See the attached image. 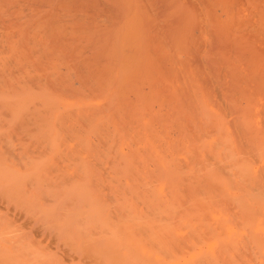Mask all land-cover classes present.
I'll use <instances>...</instances> for the list:
<instances>
[{
    "label": "bare ground",
    "instance_id": "1",
    "mask_svg": "<svg viewBox=\"0 0 264 264\" xmlns=\"http://www.w3.org/2000/svg\"><path fill=\"white\" fill-rule=\"evenodd\" d=\"M3 88L7 90L4 92ZM3 92L0 123H11L12 126L0 135V138L6 139V143L1 139L4 145L0 140L3 145V148L0 145V188L7 180L12 179V184L13 180L19 183L21 175L17 168L16 171L1 158V154L4 155L2 149H8L7 153L16 161L23 157L21 159L30 162L29 154L32 153L39 159L48 157L44 162L47 164L49 161L48 168L63 164L66 174L63 175L59 168L58 172L66 176L60 181L65 188L73 179L81 182L85 176L86 187L85 180L82 185L75 182L85 187L79 191L82 193L87 190L93 194L94 190L89 189L95 185L88 189V184L91 185L90 182L97 178L104 190H111L113 184L115 188L116 184L121 186V190L117 189L114 193L112 189L108 198V202L114 205L121 204V211L114 213L117 209L112 210L111 207L116 206L103 202L107 203L106 208L112 205L110 208L116 215L112 217L114 223L117 220L120 224L126 223L120 229L126 231L133 221L131 226L139 233L130 232L132 228L127 232L132 233L135 239L142 241L151 232V238L159 233L166 240H173L175 220L181 221L182 228L194 223L191 231L197 237L193 238L198 240V244L206 245L207 252L198 245L207 254L205 257L209 253L205 259L201 257L202 251L200 254L190 253L197 246H194L196 241L192 243L190 239L193 238H189L186 242L191 244H184L194 247L193 250L188 246L189 252L184 244L181 246L185 249L183 251L190 253L187 256L196 259L193 263L189 259L191 257L183 260L186 256L181 246L174 247L183 253V258L176 249L166 247V251H162L159 241L158 249L148 235L143 242L136 240L141 244L145 240L148 250L146 248L145 252L141 244L137 243L138 248L134 245L138 250L130 248V251L132 249L140 256L130 252L129 260L125 258L128 264L133 262L130 260L134 257L135 263L139 259L140 264L147 252H150V257H145L149 259L152 254L156 257L158 253L165 257L167 252V255L185 261L183 264H264V0H0V94ZM11 96L16 99L12 100ZM13 134L16 137L14 144L11 141ZM18 136L22 142L27 141V145L16 140ZM15 140L24 147L21 148L23 153L28 152L29 143L37 151L26 153L28 158L21 156L23 153L19 154L21 157L16 154V157ZM58 158L63 163L58 164ZM31 162L35 164V161ZM38 163V168L45 169L46 165ZM33 167L38 170L35 165ZM95 171L101 173L97 174V178L88 179L96 174ZM13 174H17V179L11 177ZM99 175L103 178L100 179ZM122 179L126 184L123 187ZM40 180L37 179V183L36 179L33 181L40 186ZM47 182L42 184L43 187ZM27 185L31 186L30 183ZM96 186L93 189H99V185ZM18 187V192L25 197L22 184L20 186L19 183ZM127 188L132 202V196L137 195L147 207L148 214L155 219L170 220L169 227L159 228L153 225L151 219L147 221L145 210L138 206L133 209L143 211L141 215L146 219L140 215V210L137 212L142 218L131 211H127L130 216L125 217V208L131 210L129 204L134 207L136 201L133 204L126 200L129 199L125 193ZM13 189L10 197L14 196L15 201V196L20 197V193L17 187ZM74 190L76 192L77 188L69 191ZM102 194L97 195L102 198ZM36 196L29 199L27 194L24 200L20 199L23 203L27 198L29 203H38L34 202ZM98 196L91 199L93 203L86 197L83 199L98 208L104 206ZM83 199L79 200L82 206ZM33 203L30 204L33 211L41 208L40 205L36 209L34 205H37ZM76 203L78 200L73 205ZM98 203V206L94 205ZM125 204L128 206L124 207ZM25 205L27 207V202ZM31 206H28L29 209ZM85 207H88L87 203ZM43 209L39 210L41 216L45 211ZM103 209L101 211L106 212ZM70 210L73 211V208ZM101 211L98 212L101 214ZM96 212L88 216L98 215ZM120 212V215L125 214L119 218L127 220L130 217L131 222L129 219L126 222L117 219ZM1 217L0 264H45V254L37 252L40 249L34 250L32 247L35 245L20 237L23 232L20 231L18 236V227L15 230L14 223L11 225L7 217V221ZM107 217L103 218L110 219ZM181 217L183 219L180 220ZM47 219L50 220L49 217ZM62 219L59 223L63 227L66 222L63 223L64 217ZM136 219L142 223L146 221L144 226L152 223L155 228L152 225L153 229L150 226L144 228L142 223L134 222ZM134 223L144 228L142 234L140 226L137 228ZM146 228L153 232L149 231L146 235ZM58 229L64 228L59 226ZM119 231H113L116 235L113 234L111 239H114L108 240L113 241L111 243H115V247L119 244L120 248L117 242L122 236L123 240H120L125 244L121 243V248L124 249L128 246L126 236L120 231L121 236L116 237ZM15 238L17 240L14 241ZM104 242V246L109 245ZM151 244L156 247H151ZM152 249L156 252L151 253ZM169 250L174 255L176 251L178 257L168 253ZM159 255L157 257H161ZM194 255L201 256L197 258ZM170 256L168 259L172 262ZM146 258L148 263L143 259L142 263L151 264V259ZM51 259L50 256L49 263L53 261ZM152 259L155 261V258ZM189 260L191 262L186 263ZM59 262L62 263L61 259Z\"/></svg>",
    "mask_w": 264,
    "mask_h": 264
},
{
    "label": "rangeland",
    "instance_id": "2",
    "mask_svg": "<svg viewBox=\"0 0 264 264\" xmlns=\"http://www.w3.org/2000/svg\"><path fill=\"white\" fill-rule=\"evenodd\" d=\"M3 90H4V92L7 90V89H5V88H3ZM4 92L3 93H1L0 94V96L1 95H3L4 94ZM6 94V93H5ZM9 96V95H8ZM0 98H2V96L0 97ZM5 98V97H4ZM10 98V97H9ZM11 98H12V96H11ZM10 98V99H11ZM8 99V98H7ZM16 99V97L15 98H12V100H15ZM2 99H0V101H1ZM5 100H6V98H5ZM7 101V100H6ZM11 124V123H10ZM9 123H0V135L2 136L3 135V132H5V131H7L11 126H12V124L10 125ZM17 124V123H16ZM10 125V126H9ZM3 129V130H2ZM6 135V134H5ZM4 135V136H5ZM17 135V133H15V136ZM21 135V134H20ZM19 135V136H20ZM14 136V134H13V136H12V138H11V141H12V143L14 142L13 141V139H15L16 137ZM18 136V137H19ZM7 137V136H6ZM17 137V138H18ZM21 137V136H20ZM19 137V139H16V140H21V138ZM1 139H3V141L5 142V140L6 139H4V138H0V140ZM8 140V139H7ZM10 140V139H9ZM15 140V145L17 146H12L13 148H15L16 147V151L18 150H20L19 151V153H18V151L16 152L15 151V149H13L14 150V152H16L15 153V155L16 154H21V153H23V150H21V148H23L24 149V147H22V144L21 143H23V142H25L24 140H23V142H22V140H21V143H19L20 141H16ZM2 140H1V142H2V144L4 145V142H3ZM11 141H8L9 143L11 142ZM8 142H7V144H8ZM20 144V146H18L17 144L18 143ZM6 143V142H5ZM28 143H29V141H28ZM24 144V143H23ZM0 145H1V143H0ZM3 145H1V147L3 148ZM25 145H27V141L25 142ZM25 145H23V146H25ZM29 149H28V152L29 151H34V152H36L37 150H36V148H35V146L34 145H31L30 143H29ZM6 147V146H5ZM10 147V146H9ZM7 148V147H6ZM18 148H20V149H18ZM1 149V148H0ZM25 149H27L26 148V146H25ZM7 151H8V149H7ZM7 151H6V149L4 150V149H2V152L4 153V155L2 156V154H1V158L2 159H5V160H7V162H9V164H11V166L12 167H14L15 168V170L17 171V169L19 170V171H17L18 173H20L21 175H19L18 177V179H19V183H20V186H21V184H22V187H23V190H24V195H25V197H22V194L20 193V192H18V188H20V187H18V184L19 183H16V182H18V181H16L15 182V180H13L14 182H13V184H15V185H13L12 184V179H11V181H8L7 180V182L9 183V182H11V184L9 183V185H7L6 186V184H7V182L6 181H4V179H6V178H3V181L4 182H6L5 183V185H4V182L2 183L4 186H2L1 185V187L2 188H0L1 190H0V217L2 216H4V218H2V219H5L6 221H7V219H6V217L8 218V221L11 223V225L14 223V224H16V226L13 224L12 226L14 227V229L15 230H17L16 231V233H17V235L19 236V234H20V231H21V233L23 232V234H21L22 236H20V237H23L24 238V241H25V238H26V241H30V243L31 244H33V246L35 245V247H36V249H35V247H32L34 250H39V251H37V252H39L41 255L42 254H45L44 256H46V258L44 257V256H41V258L42 257H44V259L46 260H44L45 262H43V263H45V264H51L52 262V264H95V263H97V264H117V262H118V264H128V261H127V259H125V258H128V260H129V258H130V256L128 257V255H130V252L131 253H133V252H136V251H133L132 252V249H131V251H130V248H133V250H134V248L136 247V246H139L138 244H141V243H139L141 240L140 239H135L134 238V236H132L133 234L132 233H134V234H136L138 231H136L135 229H133L132 227L133 226H131L132 225V223H133V221L131 222L130 221V217L128 218L129 219V221L131 222V224H129L130 225V227H129V225L127 226V227H129V228H127V230H129L130 228H132V231H131V229H130V232H132V233H130V232H127V230L125 231V229H120V227H123V226H126V223H124V225L123 224H120V222L117 220L120 216L122 217L125 213H126V215H125V217H128V216H130V212H128L127 213V211H131V213L134 215V213H135V215L137 216V215H139V212H137L138 210H145V215H147V221H150V219H151V221H153L152 223H153V225H157L156 227H162V228H165V227H169V225L172 223L170 220H167V219H164V220H160V219H155V218H153L151 215H149L148 214V210H147V207L145 206V205H143L141 202H140V200L136 197L137 195H133L132 197H133V199H134V201H135V199H136V201H135V204H134V201L132 202L131 201V198H130V196L129 195H131L130 194V192H128V188H127V191L125 190V193H127L126 195H128V198L129 199H126V200H129V201H131V203H133L134 204V207H133V205L132 204H129V206L131 205V210H129L130 208H125L126 210H124V212L125 213H123V215H120L121 214V212L119 213V216H117V221H116V223H114L113 221H115L112 217H115L116 215L114 214V213H117V211H121L120 209H119V207H120V205L121 204H119L118 205V203L117 204H115L114 205V203H112L113 205H114V207L115 208H113V206L112 205H109V208H106V207H108L106 204L107 203H110V202H108V201H110L108 198L110 197V193L112 192V193H114V192H116V191H118L117 189H119V190H121V186H118L117 184H116V188L115 187H113V185H112V191L111 190H104L102 187H101V185L100 184H98L99 183V181L97 180L98 178H97V174H100L101 173V171L100 172H97V171H95L96 172V174H94V175H92L90 178H88V179H90V180H92L91 178L93 177H95L96 176V180H92L91 182L93 183H91L90 182V184L91 185H89L88 184V189H89V187L90 186H92V185H99V189H101L103 192V194L102 193H100L101 191H99V189L97 188V186H96V188L98 189V192L99 193H97L96 192V190L95 189H93V188H95V186H92V188H90L89 190H94V192H96L95 194H94V192L92 191V193L95 195V196H93V194H91L90 193V191L89 192H87V190L85 191V193H82V192H79L80 190H83L85 187H86V185H87V183L88 182H86L87 181V178H86V176L85 177H82V176H80V180H81V177H82V179L83 180H81V182L83 183V181H84V183H85V187H81V182H76V180H77V178L74 180H72V183H73V185H72V183L70 184L69 183V187H70V189H69V187L68 186H66V188H65V184L64 183H60V181H61V179H64L65 177L64 176H61V175H59L60 173H62L63 172V175H65L66 173H65V171L66 170H63V164H59V163H63L62 162V159L60 160V158H58L59 160H58V164L60 165L59 167H56L55 165H53L54 167H53V169H52V166L51 167H47V164L49 163V161L47 162V164H44V162H46L45 160L46 159H48V157L45 159V160H43L42 158H38V157H35V155H33L34 153H32V155L31 154H29L31 157H29V156H27L26 155V153L28 154V152H26L25 150V154L23 153L21 156H24L25 155V157L27 156V158L29 157V159H30V162H29V160L27 159V161L29 162V165H28V162L26 161V159H25V161L23 160V159H21V158H23V157H21L20 155V160H18V161H16L17 159L14 157V156H11V154L9 155L8 153H7ZM38 153V152H37ZM18 155H16V157L18 156ZM42 155V154H41ZM40 155V156H41ZM46 155V154H45ZM34 156V157H33ZM36 156H39V155H36ZM49 156V155H48ZM24 157V158H25ZM42 157V156H41ZM13 158H15V160H13ZM36 159V160H33V159ZM56 160V159H55ZM22 161H23V163H22ZM31 161H35V164H33ZM36 161H37V163H36ZM25 162H27V165H26V167H24L25 166ZM38 162H40L41 164H43L42 166H45L46 165V167H45V169H44V167H39L38 168V166H36V165H38L39 163ZM55 162V163H54ZM53 163L54 164H56V161H54ZM22 163V164H21ZM40 164V165H41ZM58 164H56V165H58ZM65 164V163H64ZM35 165V167H37L38 168V170H34V169H36V168H34L33 166ZM16 166V167H15ZM30 167V168H29ZM56 167V168H55ZM17 168V169H16ZM58 168L59 169H61L60 171H62V172H58ZM97 168V169H96ZM95 169L96 170H98V167H96ZM26 169V170H25ZM33 169V170H32ZM52 169V170H51ZM43 170V171H42ZM16 171H15V173H16ZM48 171H50V172H48ZM70 171V170H69ZM68 171V172H69ZM51 172H53V173H51ZM56 172V173H55ZM58 172V173H57ZM70 172H72V171H70ZM69 172V173H70ZM17 173V174H18ZM55 173V174H54ZM17 174H13V175H11V177H13V179H14V177H16L15 179H17ZM1 175V174H0ZM74 175V174H73ZM59 176H61L62 178H60V180H59ZM79 176V175H78ZM100 176V175H99ZM9 177V176H8ZM26 177V178H25ZM55 180V178H56V182L54 181V180H52V178ZM64 177V178H63ZM57 178H58V180H57ZM101 178H103V177H101L100 176V179ZM31 179V180H30ZM34 179H36V183H37V179H41L40 180V182H39V185H40V183H41V185L40 186H38V184H36L35 183V181H33ZM43 179V180H42ZM79 179V178H78ZM124 180H125V178H123ZM123 179L121 180V184H122V187L123 186H125L126 184H124V181H123ZM2 180V179H1ZM0 180V181H1ZM24 180V182L23 183H21V181H23ZM90 180H88V181H90ZM31 181V182H30ZM44 181V182H43ZM47 181H49V182H47ZM52 181V182H51ZM123 181V182H122ZM33 182V183H32ZM43 182V183H42ZM45 182H47L46 183V186L48 187H46V186H44L43 187V185L42 184H44ZM55 184H54V183ZM80 183L81 185H77L76 183ZM30 183V185L32 186H28L27 184H29ZM125 183H126V180H125ZM1 184V183H0ZM37 185V187H36V185ZM33 185H35V186H33ZM45 185V184H44ZM84 185V184H83ZM14 186V187H13ZM42 186V187H41ZM75 186V187H74ZM3 187L5 188V189H3ZM7 187V188H6ZM15 187H17V192L18 193H20V197L18 198L17 197V195L15 196V201L13 200V197H10L11 196V194H13V193H11V191H12V189L13 188H15ZM21 187V188H22ZM33 187H34V189H33ZM41 187V188H40ZM49 187H50V189H49ZM101 187V188H100ZM37 188H40V189H37ZM45 188V189H44ZM77 188V190H76V192H75V190H74V192H71V191H73V189H76ZM79 188H81V189H79ZM31 189H33V190H31ZM44 189V191H42V190ZM3 190V191H2ZM22 190V189H21ZM22 190V191H23ZM28 190V191H27ZM41 190V191H40ZM48 190V191H47ZM69 190H71V191H69ZM116 190V191H115ZM6 191H7V193H6ZM13 191H14V189H13ZM12 191V192H13ZM15 191H16V189H15ZM26 191V192H25ZM31 191V192H30ZM37 191H39V192H37ZM104 191H105V193H106V191H108V193H104ZM111 191V192H110ZM124 191V190H123ZM37 192V193H36ZM121 191H119L118 193H120ZM133 192V191H132ZM131 192V193H132ZM4 193H6V194H4ZM11 193V194H10ZM33 193H35V194H33ZM52 193V194H51ZM10 194V195H9ZM27 194H28V198L30 199L31 197H33V199L35 198V196L37 197V199H38V201H37V199H35L34 200V202H38V203H33V201H32V199H31V203H29L28 202V198L25 200V203H23V201L20 199V198H22L23 200H24V198H26V196H27ZM43 194V195H42ZM51 194V195H50ZM64 194V195H63ZM100 195V194H102L103 196H104V194L106 195V196H102V198H105V197H107V200H106V198H105V200L104 199H102L101 198V196H98V195ZM109 194V196H107ZM121 194V193H120ZM133 194H137V193H133ZM35 195V196H34ZM63 197H62V196ZM66 195V196H65ZM122 195V194H121ZM39 196V197H38ZM60 196V197H59ZM65 196V197H64ZM96 196H98V197H100V200L99 201H101V203L103 202V201H107V203L105 204L104 202H103V204H104V206H105V208H106V210H105V208H104V206L102 205H100L101 206V208H100V206L97 208L96 206H93V205H90L91 203H93V199L96 197ZM112 196H113V194H112ZM115 196H117V195H115ZM16 197H17V199H16ZM76 197H81V199H83V197L85 198L86 197V199L87 200H89L90 202L88 203V201L87 200H85V199H83V200H85V202H83V200H82V202L85 204H83V206H82V203L80 202L81 201V199H77ZM43 198V199H42ZM72 198H75V200L74 199H72ZM116 198H118V197H116ZM139 198H141V195H139ZM12 199V201L10 202V200ZM53 199V200H52ZM54 199H55V201H54ZM67 199H69L68 201H67ZM78 200V203H76V207L73 205L75 202H77V200ZM92 199V200H91ZM21 200V201H20ZM72 200V201H71ZM80 200V201H79ZM18 201H20V202H22V204L20 205V202H19V204H18ZM45 201V202H44ZM16 204H15V203ZM26 202H27V207H26ZM9 203V204H8ZM13 203V204H12ZM28 203H29V205H28ZM36 204L37 206H35L34 205V207H36V209H38V207L41 205V208L43 207V208H45V209H43V210H47V214H49V216L47 215V214H45V211H43V213H41V214H43V216H41L40 215V212H39V210H41V208H39V210H35V211H33V207L30 205V204ZM86 203H87V208L85 207L86 206ZM94 203H96V202H94ZM100 203V204H101ZM110 203V204H111ZM130 203V202H129ZM18 204V205H17ZM24 204V205H23ZM58 204V205H57ZM60 204V205H59ZM73 206H72V205ZM78 204H80V205H78ZM24 206V209H23V206L22 207H20V206ZM63 205V206H62ZM67 205V206H66ZM78 205V206H77ZM94 205H99V203L98 204H94ZM13 206V207H12ZM28 206H31V209H29L30 207H28ZM57 206V207H56ZM59 206V207H58ZM90 206V207H89ZM110 206H112L111 208H112V210H115V209H117V210H115L116 212H114V211H112L111 210V208H110ZM118 206V207H117ZM125 206H128V205H124V207ZM135 206H138L139 208H138V210L136 211L135 209H133V208H135ZM61 207V208H60ZM64 207V208H63ZM67 207V208H66ZM93 207V208H92ZM57 210H56V209ZM69 208V209H68ZM71 208H73V211L72 210H70ZM77 208V209H76ZM79 208H80V210L81 209H83V211H80L79 210ZM95 208V209H94ZM104 208V209H103ZM27 209H29L31 212H29ZM35 209V208H34ZM61 209L63 210V211H61ZM89 211H93V212H91V214H90V211H89V213H87V210ZM98 209V210H97ZM101 209H103V210H105L106 212H108V210H109V214H107L106 212H104V211H101ZM121 209H122V207H121ZM23 210L25 211V212H23ZM60 210V212H58ZM140 210V211H141ZM10 211V212H9ZM33 211V212H32ZM50 211V212H49ZM95 211H101L102 213L104 212V214H103V216H102V213L100 214V212H98L99 214L98 215H93V217H96V218H98V216H100V218H98V220L97 221H95V219L92 217V216H88V214H90V215H92V214H94L95 213ZM111 211V212H110ZM18 212V213H17ZM54 212H56V213H54ZM62 212V213H61ZM67 212V213H66ZM69 212V213H68ZM96 212V213H97ZM114 212V213H113ZM26 215H25V214ZM39 213V214H38ZM52 213V214H51ZM54 213V214H53ZM70 213H71V215H70ZM106 213V214H105ZM110 213H112V214H110ZM136 213H138V214H136ZM12 214V215H11ZM30 214V215H29ZM67 214H69V215H67ZM114 214V215H113ZM128 214V215H127ZM141 214H143V211H141L140 212V215ZM47 215V216H46ZM62 215V216H61ZM113 215V216H112ZM139 215V216H140ZM23 216V217H22ZM25 216V217H24ZM30 216V217H29ZM38 216V217H37ZM50 216H51V218H50ZM70 216V217H69ZM107 217V216H109V217H107V218H110V219H107V220H105L106 218H103V217ZM111 216V217H110ZM139 216L137 217V218H139ZM142 217H143V219H146L145 218V216H143V215H141ZM140 216V217H141ZM150 216V217H149ZM184 216V215H183ZM29 217V218H28ZM35 217V218H34ZM47 217H49V219L50 220H48L47 219ZM59 217V218H58ZM61 217V218H60ZM64 217V221H63V223L64 222H66V224L64 225L63 224V227L60 225V224H62L61 222H62V218ZM67 218V221L65 220L66 218ZM68 217L70 218V220L68 219ZM76 217H78V219L76 218ZM82 217V218H81ZM90 217H92L91 218V220H89L90 219ZM125 217L123 218V220L125 221L126 219H125ZM141 217V218H142ZM12 218H13V220H12ZM16 218V219H15ZM22 218V219H21ZM44 218H46V219H44ZM53 218L55 219V221H56V223H55V221L53 220ZM58 218V219H57ZM131 218H132V216H131ZM134 218L135 217H133V220H134ZM29 219V220H28ZM62 219V220H61ZM93 219V220H92ZM102 219H104V220H102ZM121 218H119V220H120ZM128 219L126 220V221H128ZM143 219H140V221H142ZM149 219V220H148ZM181 219H183V217H181L180 218V220ZM45 220V221H44ZM59 220H61V222L59 223ZM108 220L109 221H111V223L110 222H108ZM113 220V221H112ZM122 220V219H121ZM120 220V221H121ZM122 220V222H124ZM27 221H29V222H27ZM77 221V222H76ZM92 221V222H91ZM125 221V222H126ZM145 221V220H144ZM192 221H194L193 219H192ZM8 222V223H9ZM28 224H27V223ZM33 222V223H32ZM84 222V223H83ZM94 222V223H93ZM101 222H103V223H101ZM109 224H108V223ZM113 222V223H112ZM134 222H139L137 219H136V221H134ZM146 222V221H145ZM142 223V222H139V223H137V224H140V223H142L143 225L142 226H144V224H146V223ZM185 222V221H184ZM183 222V223H184ZM7 223V224H8ZM26 225H25V224ZM32 223V224H31ZM55 223V224H54ZM77 223V224H76ZM81 223V224H80ZM129 223V222H128ZM127 223V224H128ZM152 223L151 224H147L148 226H150L149 228L151 229L152 227H151V225H152ZM181 221L179 222L178 220H175L174 222H173V226L175 227V229L173 228V230H175V233H173V235H175V236H173V240H171V239H168V240H166L165 239V237L163 238L162 236H160L159 235V233H157L158 235L156 236V235H154V233L156 232V231H154V233H152L153 234V236H156V237H153V238H151V232H149V231H152V230H149V228H146V230H147V232H145L146 233V235H147V233H148V235H150V238L149 239H151V240H153V241H155L156 242V245H157V241H159V246L161 245V247H162V251H166L165 250V248L167 247V249H168V247L170 248V250H172V249H176L174 246L175 245H177V246H181V245H183L184 243L185 244H187V243H189V245L191 244L190 242H195L196 240H195V238H193V237H197V236H194L192 233H193V231H191L192 229H191V226H194V223H192L191 225H190V223L188 222V224L190 225V226H188V227H185L184 226V228H182L181 227ZM186 223V222H185ZM49 224H51V225H49ZM58 226H57V225ZM136 223H134L133 225H135ZM137 224L135 225L136 227H137ZM9 226L8 227H10L11 225L10 224H8ZM23 225V226H22ZM85 225V226H84ZM87 225V226H86ZM108 225H109V227L111 228V230L110 231H112V234H111V232L109 231V232H107L106 233V231L107 230H109L110 228L108 227ZM111 225V226H110ZM118 225H119V228H118ZM123 225V226H122ZM152 225V226H153ZM22 226V227H21ZM49 226V227H48ZM60 226V228H64V229H58V227ZM99 226V227H98ZM106 226V227H105ZM135 226H134V228H135ZM140 226V225H139ZM138 226V227H139ZM148 226H144V228L145 227H148ZM18 227V228H17ZM19 227H21V228H19ZM43 229H42V228ZM48 227V228H47ZM53 227L55 228L54 230H53ZM74 227V228H73ZM115 227V229L113 230V228ZM137 227V228H138ZM154 228H155V226H153ZM17 228V229H16ZM39 228V229H38ZM71 228V229H70ZM81 228H82V230H81ZM84 228V229H83ZM109 228V229H108ZM140 228H141V226H140ZM144 228L142 229V231H141V229H138L139 231H141V233L140 234H142L143 232H144ZM171 228H172V226H171ZM10 229H11V227H10ZM10 229H7V230H10ZM19 229H21V230H19ZM105 229V230H104ZM153 229V228H152ZM158 229V228H157ZM15 230H11L13 233L15 232ZM77 230H79L80 231V233H79V231L77 232ZM85 232H84V231ZM118 230H120L126 237H125V239H126V243L128 244V246H130L129 247V249H128V246H126L125 248H127V252H126V249L124 250L123 248H121V246H122V244L121 243H124V242H122V236L120 235V231H119V233H117L118 235L116 236V237H119V235L121 236V237H119V242H117V243H120V248H119V244L115 247V245L114 244H112L111 242H113V241H111L112 239H114L113 237V234L114 235H116L115 233L118 231ZM134 230H135V232H134ZM19 231V232H18ZM103 231V232H102ZM113 231L115 232V233H113ZM158 231V230H157ZM87 232V233H86ZM98 232V233H97ZM153 232V231H152ZM176 232L178 233V234H176ZM15 233V234H16ZM77 233V234H76ZM97 233V234H96ZM100 233V234H99ZM139 233V232H138ZM137 233V234H138ZM145 233L143 234V235H145ZM81 234V235H80ZM105 234V235H104ZM108 234V235H107ZM109 234H111V235H109ZM140 234H139V237H140ZM193 235V236H191V235ZM83 235V236H82ZM87 235V236H86ZM99 235H101V236H99ZM143 235H141V236H143ZM148 235L147 236H145V238H143V239H145V240H147L146 239V237L148 238ZM28 236H30V237H28ZM99 236V237H98ZM107 236H109V237H107ZM111 236H113L112 237V239H111ZM135 236H137V235H135ZM81 239H79V238ZM115 237V240L117 241V239L118 238H116ZM138 237V236H137ZM176 237H177V239H178V237L180 238L178 241H177V239H176ZM188 237V238H187ZM193 238V239H190V242H186V240L187 241H189L188 239L189 238ZM19 238V237H18ZM69 238V239H68ZM187 238V239H186ZM22 239V238H21ZM105 239V240H104ZM108 239H111V240H108ZM120 239H122V240H120ZM141 239H142V237H141ZM143 239H142V241L141 242H143ZM197 239H199V238H197ZM15 240H17L16 238L14 239V241ZM136 240H138L137 242H136ZM145 240H144V243H145ZM170 240V241H169ZM203 240V239H202ZM23 241V243H27V242H24ZM103 241H105L104 242V244H109V245H106V246H104L103 245ZM110 241V242H109ZM121 241V242H120ZM152 241V242H153ZM198 241V240H197ZM196 241V242H197ZM40 242V243H39ZM89 242V243H88ZM109 242V243H108ZM115 242V241H114ZM155 242H153V243H155ZM192 242V243H193ZM195 242V244H197V245H195L194 244V246L196 247H198V245H199V247L204 251L205 249H206V245L204 244V242H202L204 245H200V244H198L199 242H197L196 243ZM35 243V244H34ZM111 243V244H110ZM138 243V244H137ZM144 243H142V244H144ZM152 243V244H153ZM207 243V242H206ZM37 244V245H36ZM74 244H75V246H74ZM125 244V243H124ZM123 244V245H124ZM140 245V246H142L143 248H145L144 250H145V252L148 250V246H147V242H146V245L145 246H147V247H144V245ZM148 244H150V242L148 241ZM150 245L151 247H156L155 245ZM184 244V247L185 248H189V247H191V246H189V245H187V247H186V245ZM42 245V246H41ZM76 245H77V247H76ZM134 245H135V247H134ZM158 245H157V247H158ZM27 246V245H26ZM32 246V245H31ZM83 246V247H82ZM88 246V247H87ZM102 246V247H101ZM139 246V247H140ZM189 246V247H188ZM202 246V247H201ZM81 248V250H80V248ZM112 247V248H111ZM119 249H118V248ZM183 246H181L180 247V249H182V251L183 250H185V249H183L182 248ZM197 247L196 248H194L195 250H193V248L191 247V248H189V249H192L194 252H190L189 251V249L188 250H186V251H189L190 253H194V254H196V252H199L198 254H200V251H202V250H200V248L198 247V249H197ZM47 248V249H46ZM116 248V249H115ZM136 248H138V247H136ZM135 248V249H136ZM146 248H147V250H146ZM172 248V249H171ZM86 249V250H85ZM113 249H115V250H113ZM124 250V251H120V253L118 252L119 250ZM142 249V248H141ZM140 249V250H141ZM158 249H160L159 247H158ZM157 249V251L159 252L160 250H158ZM178 249V248H177ZM176 249V250H177ZM128 250H129V252H128ZM136 250H138V249H136ZM140 250H139V252H140ZM151 249H150V247H149V251H150ZM168 251V253H170L171 252V254H172V251ZM197 250V251H196ZM78 251V252H77ZM83 251H84V253H83ZM186 251H183V252H185L186 253ZM202 251V252H203ZM46 252V253H45ZM113 252H114V255H113ZM123 252V253H122ZM156 251H153V249H152V252L151 253H155ZM157 252V253H158ZM177 252L178 253H180V257H182L183 258V253H181L180 251H178L177 250ZM177 252L175 251V255L177 256ZM205 252H207V249L205 250ZM53 255H52V254ZM79 253H81V255L79 254ZM86 253V254H85ZM116 253H117V255H116ZM127 253H129V254H127ZM137 253V255L139 254L138 252H136ZM142 253H144L143 252V249H142ZM141 253V255H143ZM148 253V252H147ZM146 253V254H147ZM156 253V254H157ZM165 253V252H164ZM184 253V255L186 256V257H184L183 258V260H188V258L189 257H191V258H189L190 260L192 259V256H187V255H189V254H185ZM120 256H119V255ZM146 254H144L146 257L147 256H149L150 257V252L148 253V255H146ZM182 254V255H181ZM202 254V256L201 255H199V256H201V257H203L204 259L206 258V257H208L209 256V253H208V256H206L205 257V255H207V254H205L204 252L203 253H201ZM204 254V255H203ZM56 255V256H55ZM70 255V256H69ZM133 254H131V257H133L132 256ZM136 255V257H138V256H140V254L137 256ZM158 255H159V253H158ZM158 255H156V257H154L155 256V254H154V256H153V254H152V257L153 258H155V261L152 259V257L150 258L151 259V261H153V262H151V261H149L151 264L153 263V264H168L167 262H169L170 261V259H168V256H170V255H167V252H166V254H165V257H164V254H162L163 255V257H162V255L160 254L159 256H161L162 257V260H165V262L166 263H162V262H164V261H162L161 260V257H157ZM166 255H167V257H166ZM174 255V253L172 254V256ZM174 255V256H175ZM22 256H24V255H22ZM26 256V255H25ZM39 256V257H40ZM47 256H49V258L47 257ZM50 256L52 257V259H53V261H52V259H51V263H49V260H50ZM73 256V257H72ZM115 256V257H114ZM116 256H117V259H118V261H117V259L115 260V258H116ZM119 256V257H118ZM134 256H135V254H134ZM144 256V258H146ZM194 256H196L197 258L199 257V256H197V255H194ZM55 257V258H54ZM68 257H71V258H69L68 259ZM171 257V256H170ZM169 257V258H170ZM178 257V256H177ZM176 257V258H177ZM26 258V257H25ZM25 258H23V259H25ZM31 258V257H30ZM47 258L49 259V260H47ZM79 258H80V260H79ZM93 258H94V260H93ZM135 258V257H134ZM132 259V260H130V261H133L131 264H134L136 261H135V259ZM141 258V257H140ZM143 258V256H142V259L144 260V262L145 263H148L147 261H145V259ZM160 258V259H159ZM165 258V259H164ZM167 258V259H166ZM172 259L171 260H173L171 263L172 264H183L185 261H183V260H181L179 257V262L180 263H178V258L177 259H175L174 257H171ZM60 259H61V262L62 263H60L59 261H60ZM72 259V260H71ZM74 259V260H73ZM86 259V260H85ZM102 259V260H101ZM122 259V260H121ZM141 259V261L143 262V260ZM146 259H149V258H146ZM149 259V260H150ZM246 259V258H245ZM57 260V261H56ZM89 260V261H88ZM91 260V261H90ZM115 260V261H114ZM119 260H121L122 262H119ZM169 260V261H168ZM186 261V263H189V262H191V261ZM193 260V259H192ZM196 260V259H195ZM195 260H193L192 262L194 263V261ZM64 261V262H63ZM68 263H67V262ZM138 262L140 261L139 259L137 260ZM99 262V263H98ZM126 262V263H125ZM135 263V264H139V263ZM140 263V264H144V263ZM170 262H169V264H170ZM183 262V263H182ZM191 262V264H193ZM196 262V261H195ZM42 263V262H41ZM196 264V263H195ZM198 264V263H197Z\"/></svg>",
    "mask_w": 264,
    "mask_h": 264
}]
</instances>
